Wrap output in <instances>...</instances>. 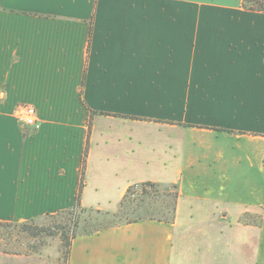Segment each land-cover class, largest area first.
<instances>
[{"label":"crops","instance_id":"obj_1","mask_svg":"<svg viewBox=\"0 0 264 264\" xmlns=\"http://www.w3.org/2000/svg\"><path fill=\"white\" fill-rule=\"evenodd\" d=\"M240 1L0 0V222L72 207L80 180L101 212L171 185L173 222L80 235L67 264H264V14Z\"/></svg>","mask_w":264,"mask_h":264},{"label":"rangeland","instance_id":"obj_2","mask_svg":"<svg viewBox=\"0 0 264 264\" xmlns=\"http://www.w3.org/2000/svg\"><path fill=\"white\" fill-rule=\"evenodd\" d=\"M236 0H230V3H235ZM28 130V129H27ZM24 130L26 133H32L30 130ZM91 172L95 171L96 167L93 163L90 165ZM114 166L108 168V174L105 173L106 178H116L114 173ZM96 172V171H95ZM146 190V191H145ZM176 191L174 186H144L138 184L137 188L133 185L129 188V201H125V207L120 210V204L116 212H102L104 214L92 211L79 214V225L74 230L71 226L69 235L73 232L80 235L94 234L104 229L112 228V225L129 224V221L143 220H157L166 219L171 222L176 216V204L172 213L173 198ZM110 204L106 207L107 210H112L116 207V202L119 201L118 192L114 191L113 195L108 199ZM106 213V214H105ZM156 218V219H151ZM240 220L244 222H256L258 218L256 215H244ZM57 219H50L47 217H38L33 222V225L39 227H48L56 223ZM160 221V220H159ZM166 222V221H165ZM134 223V222H132ZM112 226V227H108ZM106 227V228H105ZM100 228L98 231H93ZM59 234L54 236H46L41 234L37 238L26 237L25 234L18 235L16 231L10 236L4 229H0V264H67L64 257V251H61V242ZM75 237V238H76ZM70 250V249H69ZM4 251L19 252L16 258L5 256ZM175 253L172 264H175L174 259L177 258Z\"/></svg>","mask_w":264,"mask_h":264},{"label":"trees","instance_id":"obj_3","mask_svg":"<svg viewBox=\"0 0 264 264\" xmlns=\"http://www.w3.org/2000/svg\"><path fill=\"white\" fill-rule=\"evenodd\" d=\"M240 6L245 11L264 14V0H241ZM88 112L92 113L89 110ZM90 126H91V123L88 122V128H90ZM85 157H86V152L84 153V159L82 160V175L85 169ZM154 185H155L154 183H144V186H148V187L149 186L151 187ZM82 186L83 184L80 180V183L78 186V193L75 199V203L72 207L59 211L55 214H46L45 216H43V217H47L50 219L58 220L56 223H53L51 226L39 227L37 225H33V222L35 221V219H32L30 221H26L23 223H2L0 222V229H4L10 236L12 235L14 231H16L18 235L25 234L26 237H29V238H37L41 234H45L46 236H54L56 234H59L60 236L59 238L61 242V251H64V257L68 259L71 242L79 234L77 232H73L72 235H69V232L71 230V226L73 227L74 230L78 227L79 214L84 213V212H92V211L104 214L99 210L86 209V208L81 207L80 196H81ZM175 188L176 187H174V189ZM128 196H129V189H127L126 193L124 194V196L122 197L120 201V210L125 207V201L127 200L129 201ZM176 200H177V193H175L174 198H173L172 213L174 210ZM151 219H156V218H151ZM138 220H143V219H138ZM157 220L171 222L172 217L170 218V220H166L162 218L161 219L158 218ZM132 222H136V221H129L127 223H132ZM112 226H116V225H112ZM112 226H108V227H112ZM98 230H100V228H97L93 231H98ZM4 252L19 254V252L17 251L16 252L15 251H4Z\"/></svg>","mask_w":264,"mask_h":264},{"label":"built area","instance_id":"obj_4","mask_svg":"<svg viewBox=\"0 0 264 264\" xmlns=\"http://www.w3.org/2000/svg\"><path fill=\"white\" fill-rule=\"evenodd\" d=\"M18 122L31 132H36L41 128L42 121L38 117L36 109L27 104H21L16 111ZM137 188V185H134Z\"/></svg>","mask_w":264,"mask_h":264}]
</instances>
